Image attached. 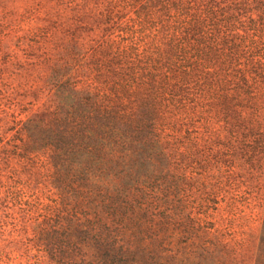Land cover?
<instances>
[{
    "label": "trees",
    "instance_id": "16d2710c",
    "mask_svg": "<svg viewBox=\"0 0 264 264\" xmlns=\"http://www.w3.org/2000/svg\"><path fill=\"white\" fill-rule=\"evenodd\" d=\"M154 11L155 40L109 42L96 84L74 83L72 101L23 124L25 139L13 153L30 166L42 161L58 196L20 208L31 213L23 243L48 264H201V256L194 262L174 251L156 259L155 232L188 224L192 239L191 231L215 227L209 219L220 208L239 221L248 202L258 205L262 258L264 164L255 151L239 158L229 151L258 119L246 98L264 88V0H143L139 22L144 15L148 24ZM245 48L262 56L241 64ZM231 164L248 167L250 180L243 172L231 180Z\"/></svg>",
    "mask_w": 264,
    "mask_h": 264
},
{
    "label": "rangeland",
    "instance_id": "374dc122",
    "mask_svg": "<svg viewBox=\"0 0 264 264\" xmlns=\"http://www.w3.org/2000/svg\"><path fill=\"white\" fill-rule=\"evenodd\" d=\"M142 4L143 0H0V264L49 262L22 239V226L31 214L20 210L26 207L24 202L42 200L52 204L58 200L44 178L47 169L42 161L30 166L13 153L25 139L23 124L33 117L44 119L48 112L56 110L60 100L72 101L74 83L80 81L86 89L96 84L93 71L97 62L105 64L110 60L105 54L109 42L122 40L140 46L145 36L155 40V11L148 24L144 15L139 22L136 14ZM250 50H243L241 64L258 59L264 49L258 54ZM99 76L102 84L107 73L101 71ZM252 92L256 96L246 98L253 102L247 112L259 114L255 130L247 129L242 136L244 144L231 146L229 156L239 158L255 151L264 164V88H254ZM223 159L231 158L225 155ZM246 169L239 171L232 164L226 168L227 175L235 176L231 180H237L242 172L250 180L251 173ZM234 188L235 193H243L242 183ZM15 198L23 202L16 204ZM163 200L177 211L183 209L181 200L165 196ZM257 210L254 202L242 203L238 217L245 216L237 221L229 219L233 218L229 209L220 208L214 219H209L215 227L200 228L201 236L191 231L195 236L192 239L186 233L187 228H192L188 224L187 228L155 232V257L162 258L165 250L182 252L194 262L201 256V264H264V252L260 258L259 251ZM211 257L218 261L209 262Z\"/></svg>",
    "mask_w": 264,
    "mask_h": 264
}]
</instances>
